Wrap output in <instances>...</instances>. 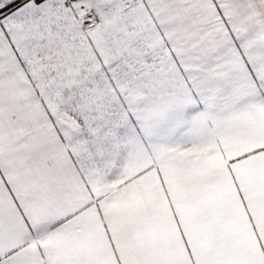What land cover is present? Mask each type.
I'll use <instances>...</instances> for the list:
<instances>
[{
	"label": "snow or ice",
	"instance_id": "snow-or-ice-1",
	"mask_svg": "<svg viewBox=\"0 0 264 264\" xmlns=\"http://www.w3.org/2000/svg\"><path fill=\"white\" fill-rule=\"evenodd\" d=\"M0 264H264V0H0Z\"/></svg>",
	"mask_w": 264,
	"mask_h": 264
}]
</instances>
